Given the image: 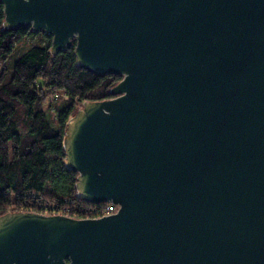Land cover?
Listing matches in <instances>:
<instances>
[{
    "label": "water",
    "instance_id": "water-1",
    "mask_svg": "<svg viewBox=\"0 0 264 264\" xmlns=\"http://www.w3.org/2000/svg\"><path fill=\"white\" fill-rule=\"evenodd\" d=\"M4 28L120 74L67 121L97 219L0 215V264H264V0H0Z\"/></svg>",
    "mask_w": 264,
    "mask_h": 264
},
{
    "label": "trees",
    "instance_id": "trees-1",
    "mask_svg": "<svg viewBox=\"0 0 264 264\" xmlns=\"http://www.w3.org/2000/svg\"><path fill=\"white\" fill-rule=\"evenodd\" d=\"M4 19L0 2V215L34 211L39 201L71 211L95 205L77 196L78 173L65 167L66 124L84 102L113 98L122 76L76 65L74 39L53 56L51 35L4 28ZM24 40L33 42L19 49ZM61 96L60 106L47 102Z\"/></svg>",
    "mask_w": 264,
    "mask_h": 264
},
{
    "label": "built area",
    "instance_id": "built-area-1",
    "mask_svg": "<svg viewBox=\"0 0 264 264\" xmlns=\"http://www.w3.org/2000/svg\"><path fill=\"white\" fill-rule=\"evenodd\" d=\"M34 208L38 211L34 210L31 212L45 215H63L79 219H97L115 214L118 211V206L112 202L95 204L71 211L69 208L56 207L52 203L39 201Z\"/></svg>",
    "mask_w": 264,
    "mask_h": 264
},
{
    "label": "rangeland",
    "instance_id": "rangeland-1",
    "mask_svg": "<svg viewBox=\"0 0 264 264\" xmlns=\"http://www.w3.org/2000/svg\"><path fill=\"white\" fill-rule=\"evenodd\" d=\"M33 41L32 40H24L23 42H21L18 46L19 49H25L27 48L28 46H30V44L32 43ZM52 100V97H49L47 102L48 103H51L52 104V107H57V106H60L62 104V100L63 97L61 96L59 99L57 100H54V101H51ZM47 102L45 104V108H47Z\"/></svg>",
    "mask_w": 264,
    "mask_h": 264
}]
</instances>
